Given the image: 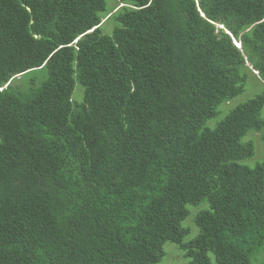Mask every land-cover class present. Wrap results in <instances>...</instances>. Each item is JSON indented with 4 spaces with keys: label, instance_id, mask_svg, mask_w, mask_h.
I'll use <instances>...</instances> for the list:
<instances>
[{
    "label": "trees",
    "instance_id": "obj_1",
    "mask_svg": "<svg viewBox=\"0 0 264 264\" xmlns=\"http://www.w3.org/2000/svg\"><path fill=\"white\" fill-rule=\"evenodd\" d=\"M247 63L264 0H0V264H264Z\"/></svg>",
    "mask_w": 264,
    "mask_h": 264
},
{
    "label": "rangeland",
    "instance_id": "obj_2",
    "mask_svg": "<svg viewBox=\"0 0 264 264\" xmlns=\"http://www.w3.org/2000/svg\"><path fill=\"white\" fill-rule=\"evenodd\" d=\"M111 2L112 0H109L110 5H111ZM115 2L119 3V0H115ZM113 26H114L113 21H109L108 23H106L105 25L106 32L111 33L113 31ZM248 65L251 69L252 66L250 64ZM256 73H257L256 70L251 69L249 73V77H248L249 86L243 94H241L240 96L236 98V100L234 101V104H239L241 102L248 100L249 98L253 97L256 94V92H259L261 90V87L264 84L254 76L255 74L257 77H259V75ZM77 95L78 97H81L80 89L77 90ZM263 116H264V109H263ZM248 137L249 139H252L254 141L256 149H257V153L253 158L246 160L245 163L249 165H255L257 162H264V141L262 140L260 133L251 131ZM180 255H181V251L178 250V245L169 244L168 245V255L165 258V262L167 261V262L173 263L172 261L174 262L182 261V258Z\"/></svg>",
    "mask_w": 264,
    "mask_h": 264
},
{
    "label": "clouds",
    "instance_id": "obj_3",
    "mask_svg": "<svg viewBox=\"0 0 264 264\" xmlns=\"http://www.w3.org/2000/svg\"><path fill=\"white\" fill-rule=\"evenodd\" d=\"M234 43L236 44L237 47H241V42H239L236 38H234Z\"/></svg>",
    "mask_w": 264,
    "mask_h": 264
}]
</instances>
